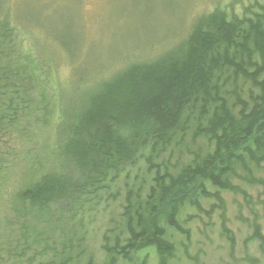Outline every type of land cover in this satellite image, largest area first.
I'll return each instance as SVG.
<instances>
[{
	"label": "rangeland",
	"instance_id": "rangeland-1",
	"mask_svg": "<svg viewBox=\"0 0 264 264\" xmlns=\"http://www.w3.org/2000/svg\"><path fill=\"white\" fill-rule=\"evenodd\" d=\"M261 6L264 0H0V96L19 88L32 103L0 131V264H108L104 245L112 247L128 237L122 216L127 196L132 193L134 203L144 206L153 186L155 172L148 171L146 160L151 157L163 173L176 176L214 152V142L200 133L214 105L202 116L195 95L166 144L155 152L152 143L143 147L137 161L119 169L104 190L47 207L23 202L20 193L45 173L78 176L56 150L58 88L68 89L74 80H84L85 87L97 85L130 65L177 53L215 11L228 21L244 22L261 13ZM10 26L14 29L7 34ZM241 43H219L204 65L219 55L252 71L250 65L259 59L240 54ZM248 47L254 50L252 42ZM189 50L186 46L185 53ZM237 73L228 67L216 69L211 83L220 87L235 116L240 111L233 107L236 96L251 108V92L258 93ZM2 84L7 87L2 89ZM69 92L62 91L70 97ZM244 159L246 170L236 163L237 175L229 178L248 198L205 183L211 195L219 193L224 213L217 207L206 214L219 205L213 196L198 198L202 211L189 204L181 208L178 221L190 237L164 225L165 239L174 246L166 264H264V245L250 240L256 226L264 239V186L242 181L246 176L264 180V162L255 164L246 155ZM223 223L231 237L224 234ZM144 259L146 264H161L154 248L134 254L131 261L116 257L117 264H141Z\"/></svg>",
	"mask_w": 264,
	"mask_h": 264
},
{
	"label": "trees",
	"instance_id": "trees-1",
	"mask_svg": "<svg viewBox=\"0 0 264 264\" xmlns=\"http://www.w3.org/2000/svg\"><path fill=\"white\" fill-rule=\"evenodd\" d=\"M260 9L261 13H255L244 22L228 21L223 13L215 11L205 23L203 21V26L195 27L186 45L177 53H164L152 63L130 65L97 85L85 87L84 80H74L68 89L58 88L56 150L74 165L78 176L45 173L21 192L19 198L31 205L47 207L54 202L75 200V196L82 193L96 194L104 190L106 181L116 178L119 169L137 161L143 147L152 143L155 152L166 144L168 135L177 128L196 95L201 101L202 116L214 105L208 126L200 129V133L214 142V152L199 162L196 160L193 166H187L176 176L167 170L163 173L160 166L148 158V171H154L155 177L146 203L144 206L135 204L133 194L129 193L122 214L128 237L124 243L118 239L114 246L103 247L110 258L108 264H117L116 257L131 261L134 254L148 248H154L160 263L166 264L173 256L174 246L165 239L164 225L189 239V231L178 221L180 209L186 204L202 211L198 198L213 196L219 205L206 214L210 215L217 207L224 213L219 193L211 195L204 184L248 198L229 177L237 175L236 163L246 170L244 155L255 164L264 162V6ZM9 28L7 34L14 29ZM236 39L241 40L244 47L239 48L240 54L250 59L257 55L259 61L250 65L252 71L230 61L226 54L225 58L212 56L210 64L204 65L205 57L214 53L219 43L232 46ZM251 42L253 51L248 47ZM186 46L190 49L188 54ZM225 67L239 72L237 74L244 76L258 91L257 94L251 92L254 101L251 108L248 102L236 96L233 107H240L237 117L221 97L220 87L211 86L213 72ZM3 80L0 79V84ZM1 86L2 89L7 87L6 84ZM62 91H71V96H64ZM0 97V124L4 125L0 131H3L32 103L31 97L19 88ZM112 173L115 175L110 178ZM242 181L264 186V180L247 176L242 177ZM224 220L225 214H222ZM225 223L222 230L231 237ZM258 231L256 226L250 240L256 239L264 245Z\"/></svg>",
	"mask_w": 264,
	"mask_h": 264
}]
</instances>
